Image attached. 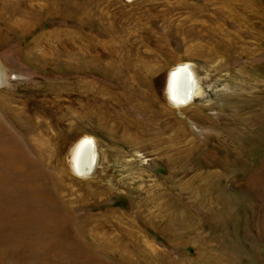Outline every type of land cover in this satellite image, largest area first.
I'll list each match as a JSON object with an SVG mask.
<instances>
[{
    "label": "rangeland",
    "instance_id": "374dc122",
    "mask_svg": "<svg viewBox=\"0 0 264 264\" xmlns=\"http://www.w3.org/2000/svg\"><path fill=\"white\" fill-rule=\"evenodd\" d=\"M0 98V264H264V0H0Z\"/></svg>",
    "mask_w": 264,
    "mask_h": 264
},
{
    "label": "bare ground",
    "instance_id": "6f19581e",
    "mask_svg": "<svg viewBox=\"0 0 264 264\" xmlns=\"http://www.w3.org/2000/svg\"><path fill=\"white\" fill-rule=\"evenodd\" d=\"M167 93L171 102L177 107L188 104L193 100L195 95L201 93V89L196 84V77L191 62L184 61L171 69ZM0 105L2 106V103ZM2 131L4 129L0 124V132ZM7 145L13 150V146ZM9 148L5 147L3 151L9 152ZM96 161L97 151L94 139L90 136H84L79 139L72 151V167L74 172L81 177L88 176L93 171Z\"/></svg>",
    "mask_w": 264,
    "mask_h": 264
}]
</instances>
